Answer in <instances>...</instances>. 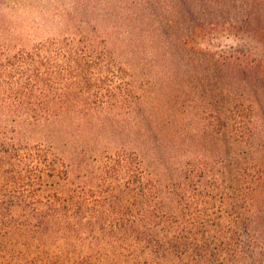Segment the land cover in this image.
<instances>
[{
	"label": "trees",
	"instance_id": "trees-1",
	"mask_svg": "<svg viewBox=\"0 0 264 264\" xmlns=\"http://www.w3.org/2000/svg\"><path fill=\"white\" fill-rule=\"evenodd\" d=\"M120 19L127 59L94 34L0 43V264H264V0H130ZM223 34L240 44L212 48ZM43 124L77 147L31 143Z\"/></svg>",
	"mask_w": 264,
	"mask_h": 264
},
{
	"label": "rangeland",
	"instance_id": "rangeland-1",
	"mask_svg": "<svg viewBox=\"0 0 264 264\" xmlns=\"http://www.w3.org/2000/svg\"><path fill=\"white\" fill-rule=\"evenodd\" d=\"M129 1L0 0V43L5 41L17 44L16 49L18 47L31 48L34 44L50 38L94 34L98 38H105L112 47L116 48L123 59H127L128 55L124 52L125 47L117 42L119 29L116 26L122 23L120 16ZM81 27L84 29H80ZM122 34H125L124 31ZM216 40L221 41L220 45L212 47L217 50L227 48L228 45L240 44L228 34L218 35ZM196 44L202 47L207 46L205 39L202 38H199ZM133 69L136 70L135 90L141 98V105L146 107L153 104L152 102L160 101L162 96L157 92V88L160 87L159 75L149 68L140 70V72L137 68L133 67ZM143 82L146 83L144 87H142ZM157 114L161 115V112L158 111ZM61 128L62 132L59 130ZM52 131L54 132L50 135ZM111 139L112 135L105 132L100 141L108 146L109 150H114L121 145L139 150L131 140H125L124 137L116 138L115 141ZM30 142L47 146L51 144L64 156L72 152L78 144L64 133L61 125L49 126V124H43L32 130Z\"/></svg>",
	"mask_w": 264,
	"mask_h": 264
}]
</instances>
